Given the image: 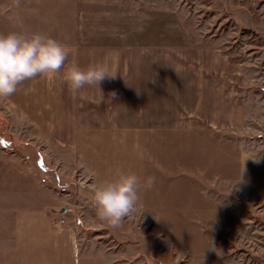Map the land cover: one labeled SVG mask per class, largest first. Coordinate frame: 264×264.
<instances>
[{"label": "rangeland", "instance_id": "rangeland-1", "mask_svg": "<svg viewBox=\"0 0 264 264\" xmlns=\"http://www.w3.org/2000/svg\"><path fill=\"white\" fill-rule=\"evenodd\" d=\"M10 31L75 37L77 57L79 38L89 47L158 33L167 96L175 95L161 102L165 124L80 125L94 94L70 91L62 75L80 61L66 60L54 79L25 81L0 98V177L12 202L34 199L28 184L37 173L61 196L69 218L59 227L68 222L82 235L88 264H264V0H0V33ZM84 126L116 133L83 148L99 152L98 172L82 159ZM122 159L129 163L114 165ZM134 168L155 184L141 188L120 227H108L92 189L112 179L108 169L116 177Z\"/></svg>", "mask_w": 264, "mask_h": 264}, {"label": "crops", "instance_id": "crops-1", "mask_svg": "<svg viewBox=\"0 0 264 264\" xmlns=\"http://www.w3.org/2000/svg\"><path fill=\"white\" fill-rule=\"evenodd\" d=\"M38 28H42V26L37 25L35 31H38ZM147 28V33H151V26ZM132 34L130 33L128 37L115 34V36L106 39H95L93 43L88 42L90 46L102 45L101 49L94 46V51L89 49L90 46L87 47V42L81 43L79 38L78 44L81 46L78 57L70 47V40H74L75 37H70V39L67 38V35L54 37L69 50L67 60L84 62L83 65L86 68L105 63L110 72L116 73L115 78L105 79L101 83L103 97L96 87L86 86L80 89L82 93L94 94L92 100L95 103L93 108L85 111L87 115L82 116V118L88 119L80 121V114L78 115L77 121L80 125L89 123V125L97 126L102 122L107 125L144 122L165 124L167 122V111L162 112V109L167 110V108L161 102L167 103L168 99L171 100L175 95L167 96V73L165 70L161 73L162 62L166 60L163 39L157 35L158 33H154L155 36L152 38L143 37L134 40L133 36H130ZM150 40L152 41L150 42ZM148 43L156 46L143 47ZM112 44L121 46L112 47ZM78 49L76 47V50ZM80 62L79 66L82 68ZM169 91L172 92V90ZM113 93H115L114 96ZM148 99L154 100L153 106ZM94 108L93 115L90 111ZM99 110L104 111L98 112ZM61 119L64 123V114ZM108 132L112 131L108 130ZM77 133H79L78 140L85 138L86 142L89 139L98 141L97 135L99 134L102 135L101 139L103 140H115L114 137H116V133H104L102 128L97 132L86 126L79 128ZM148 133L149 136L154 135ZM120 134L127 140L133 137L130 133ZM87 135L90 136L87 138ZM87 145L90 146L88 142L83 144L82 150L87 149ZM131 151L134 152V150ZM98 154L99 152L95 149L94 154H89L85 150L82 155V159H87L97 172L101 162ZM84 162L87 163V161ZM126 163L129 162L125 159L114 160V165L125 166ZM108 171L114 178L113 172L109 169ZM119 171L121 172V170ZM132 171L136 173V168ZM91 175L93 176L94 173ZM33 177L34 182L29 183L28 186L33 190L34 199L30 196L16 197L15 202L7 197L6 184L1 182L0 177V187L3 188L0 189V264H88L86 250H83L86 249V245L81 247L80 239H76L82 235L80 236L77 229L69 227L71 225L68 222H66V227H59L66 221V218H69L67 214H62L65 211V205L62 204L61 196L46 186L39 179L37 173H34ZM93 179H98V176L95 174ZM54 199L60 200L59 203L54 202ZM92 264L95 263L92 261Z\"/></svg>", "mask_w": 264, "mask_h": 264}, {"label": "clouds", "instance_id": "clouds-1", "mask_svg": "<svg viewBox=\"0 0 264 264\" xmlns=\"http://www.w3.org/2000/svg\"><path fill=\"white\" fill-rule=\"evenodd\" d=\"M68 55L65 45L41 32L0 33V98L11 97L21 84L38 76L54 79L61 75ZM62 75L70 91L96 87L103 97L101 83L115 78L116 73L110 72L107 64L100 63L87 68L73 65ZM154 184V177L142 183L141 178L131 172L98 182L92 189L97 218L108 227H120L124 218L135 211L141 188L151 189Z\"/></svg>", "mask_w": 264, "mask_h": 264}]
</instances>
